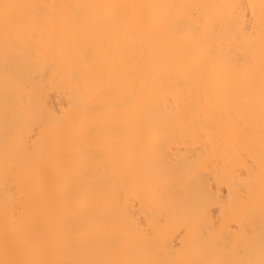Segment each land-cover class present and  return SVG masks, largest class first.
<instances>
[{
    "label": "bare ground",
    "instance_id": "6f19581e",
    "mask_svg": "<svg viewBox=\"0 0 264 264\" xmlns=\"http://www.w3.org/2000/svg\"><path fill=\"white\" fill-rule=\"evenodd\" d=\"M2 4L0 261L264 260V0Z\"/></svg>",
    "mask_w": 264,
    "mask_h": 264
},
{
    "label": "snow or ice",
    "instance_id": "6c2138e0",
    "mask_svg": "<svg viewBox=\"0 0 264 264\" xmlns=\"http://www.w3.org/2000/svg\"><path fill=\"white\" fill-rule=\"evenodd\" d=\"M0 7H3L5 10V19L7 21V10L11 7L8 4H2ZM0 264H50V262H40V261H33V262H19V261H0ZM260 264H264V260L260 262Z\"/></svg>",
    "mask_w": 264,
    "mask_h": 264
}]
</instances>
